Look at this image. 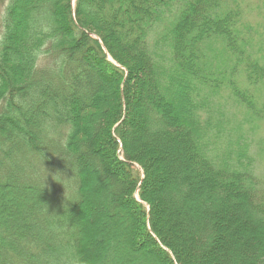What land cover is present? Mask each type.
<instances>
[{
    "label": "trees",
    "instance_id": "1",
    "mask_svg": "<svg viewBox=\"0 0 264 264\" xmlns=\"http://www.w3.org/2000/svg\"><path fill=\"white\" fill-rule=\"evenodd\" d=\"M250 1L6 2L0 264H264ZM237 225V240L218 234Z\"/></svg>",
    "mask_w": 264,
    "mask_h": 264
},
{
    "label": "rangeland",
    "instance_id": "2",
    "mask_svg": "<svg viewBox=\"0 0 264 264\" xmlns=\"http://www.w3.org/2000/svg\"><path fill=\"white\" fill-rule=\"evenodd\" d=\"M7 1H9V0H0V18L2 16L1 15L2 11L4 10L5 6L7 5V3H6ZM74 1L75 0H72L73 4H74ZM246 5H247V7H246V9L242 15V20H243V23L252 24V30L251 31L253 34L256 33L257 41L261 40V42H262L261 46H263L260 49H258L257 54L261 55L262 58L264 59V44H263L264 43V0H251L249 2V4H246ZM92 37H94V36H92ZM109 60H111V59L109 58ZM260 88H259V90L256 88V91H255V95L257 97L256 105L258 107H261L262 105H264V83L260 86ZM134 98H135V96L133 97V99ZM246 114L247 113H245L243 115H246ZM134 120L135 121L133 122L132 126L135 128L134 135H135L136 140L133 144L139 143L141 145L143 143L142 135L145 132V128H146V127L144 128V124H143V115L140 113L136 114ZM257 124H258L257 125L258 127H257V129L255 128V133L253 135L254 140L252 142V152L251 153L253 156L256 157L255 158V167H256L255 173L257 174L258 179L260 181L264 182V152L261 155L262 157H259L258 155H256V152L258 151L259 145H261L263 143V142L260 143V140L264 141V119L258 120ZM158 185H159V182L154 181V180L152 181V187H159ZM92 197L93 196L90 193L89 194L90 202H89L88 208L86 209L87 217L88 216H89V218L91 217V215H88L89 211H93V210L95 211L96 210V213H95V215H93V218H91V220L93 219V221H91L90 223L88 222L87 234L89 235V243L88 244L93 249V251H92L93 254H97L98 253V246H97V244H95L93 242V237H94V234L97 232V230L100 229V227L102 226L101 224L103 222V216L101 213V209L98 208L99 206L96 203H94L93 201H91ZM233 213H235V212H233ZM227 218H228V220H230V221H228L229 223H231L232 220L234 219L231 217L230 213H228ZM217 220H219V219L217 218ZM219 225H220V223H219ZM103 227H104L103 231H105L107 233L112 231L111 230L112 227H110L108 225H105ZM117 228H118V232H117L118 237L127 234V232L125 233V229L123 232V230L121 229L120 226ZM121 230H122V233H121ZM105 232H103V233H105ZM220 232L222 234L221 236L224 235L225 239L230 240V241L231 240H237V238H239L240 235L245 234V231H243L241 229V227L239 228L238 225L233 227L231 230L219 228L218 234H220ZM261 237H263V236L261 235L260 238L257 237V239L260 240V239H262ZM257 239H254V240H256L255 242H257ZM198 264H204V262L200 261Z\"/></svg>",
    "mask_w": 264,
    "mask_h": 264
}]
</instances>
